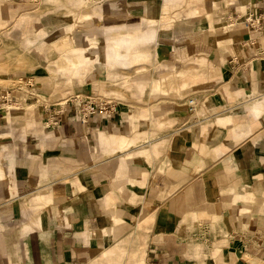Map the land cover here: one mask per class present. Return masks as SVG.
<instances>
[{"label": "crops", "instance_id": "1", "mask_svg": "<svg viewBox=\"0 0 264 264\" xmlns=\"http://www.w3.org/2000/svg\"><path fill=\"white\" fill-rule=\"evenodd\" d=\"M166 1L0 2L23 54L0 80L24 84L0 82L19 103L0 111V264L264 260V0ZM96 47L81 78L49 71ZM79 93L112 111L57 106Z\"/></svg>", "mask_w": 264, "mask_h": 264}, {"label": "rangeland", "instance_id": "2", "mask_svg": "<svg viewBox=\"0 0 264 264\" xmlns=\"http://www.w3.org/2000/svg\"><path fill=\"white\" fill-rule=\"evenodd\" d=\"M6 1H9V0H0V2L2 3V6H4V3ZM86 1L92 2V0H86ZM25 4L28 6L30 5L31 7H35V8L36 7L38 8L39 6L45 5V6H49L50 7L49 9H52L53 6L59 5L58 0H25ZM167 4L171 5L172 8L166 6V9H164L165 12H167V13L170 12L175 17H179L181 15L183 6H182L180 0H168L165 2V5H167ZM20 10L24 11V10H26V7L20 6ZM15 11H17V10H13L12 12H15ZM25 14L26 13L24 12V15ZM193 14L200 16L198 9H195L194 11L190 12V15H193ZM156 25H157V23L155 24V27L153 25H150L146 31L141 32V34L139 35L141 43H146L148 41L150 42L152 39H154V37L156 35V33H155ZM96 48L97 49H95L94 56L93 55L90 56L87 54L78 55L76 57H70V58H68L67 56H65V57L62 56V58L59 61L53 62L51 65H49V67H48L49 71L52 72L55 76H60L61 78H63L65 83L69 82L71 76H76L78 78H81L84 73H87V66L89 64H94V62H97L99 60V50H98L99 47H96ZM0 55L4 56V58L6 59L5 61H7V60H13L14 55L17 58H19V57H22L23 54L21 53V51L19 52L17 50V48L12 47V45L10 43H7L4 40V38H2V36L0 34ZM0 82L5 87H10V88H15L17 86H22V87L24 86L23 82L21 80H18V79L8 80V81L0 80ZM154 87L157 88L158 83H156ZM102 92L105 95L114 94V95L120 96V94L117 92V90H113V89H111V90L102 89ZM43 97H44L43 94L39 92V98L44 99ZM32 104L26 105L24 107V111H27V110L31 111L36 106V104H39V107H37V108H40V105H41L40 103H35V105H32ZM23 113L18 114L16 116H13V118H16L18 116H22ZM120 142L121 141H119V144H120ZM248 259H249L250 264H253V263L256 264L255 260L257 258L249 257Z\"/></svg>", "mask_w": 264, "mask_h": 264}, {"label": "built area", "instance_id": "3", "mask_svg": "<svg viewBox=\"0 0 264 264\" xmlns=\"http://www.w3.org/2000/svg\"><path fill=\"white\" fill-rule=\"evenodd\" d=\"M86 1V0H84ZM94 1H101V0H92ZM103 1V0H102ZM68 101L69 104L72 106V109L77 115L79 121L85 122L87 121L88 117L96 111V109H109V111H112V105L109 100H106L102 97H100L98 94H74L71 95L67 100H65L62 103H59L57 106L64 105V103ZM195 104L194 97H191L188 99L187 102V108L189 111L193 110ZM19 108V103L16 101V99L12 98L10 96L9 92H4L0 94V111H8V110H16ZM60 109L58 110V112ZM57 124L56 120H51V124Z\"/></svg>", "mask_w": 264, "mask_h": 264}, {"label": "bare ground", "instance_id": "4", "mask_svg": "<svg viewBox=\"0 0 264 264\" xmlns=\"http://www.w3.org/2000/svg\"><path fill=\"white\" fill-rule=\"evenodd\" d=\"M121 142H120V144L121 145H124L126 142H125V140H124V138H121V140H120ZM256 261V264H264V260H258V259H256L255 260ZM254 264V263H253Z\"/></svg>", "mask_w": 264, "mask_h": 264}]
</instances>
